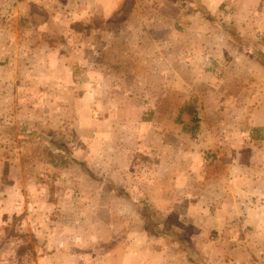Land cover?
Listing matches in <instances>:
<instances>
[{"label": "rangeland", "instance_id": "rangeland-1", "mask_svg": "<svg viewBox=\"0 0 264 264\" xmlns=\"http://www.w3.org/2000/svg\"><path fill=\"white\" fill-rule=\"evenodd\" d=\"M263 124L264 0H0V264H264Z\"/></svg>", "mask_w": 264, "mask_h": 264}, {"label": "crops", "instance_id": "crops-1", "mask_svg": "<svg viewBox=\"0 0 264 264\" xmlns=\"http://www.w3.org/2000/svg\"><path fill=\"white\" fill-rule=\"evenodd\" d=\"M263 126H264V124H263ZM259 141L264 142V136H263V139L261 137ZM241 181L246 182V180H244V179H242ZM245 182L243 183L242 186L240 185V187H237L238 192L241 193L240 194L241 197H243V198L245 197L246 199H248L247 194H250L249 190L251 189V190H253V192L251 194L252 196L257 195L258 197L264 198V170L262 171L260 168V170L257 173V179L255 181H253L252 184H250L249 186L247 184H249L250 182H247V184ZM229 190L231 192V189H229ZM224 193L226 194V191ZM231 199L232 198L227 197L226 201L229 200V202H231ZM228 204H230V203H228ZM258 204H260V203H257V205ZM257 205H255L252 208L248 207L247 211H249V213H247L246 216L243 217L244 221H243V224L240 225V227H241V231H243V229H244L243 227L245 225L244 223H250L252 226H254L253 230L259 232V237L264 238V236L262 235L264 233V227L262 226V225H264V214L263 213H262L263 215L259 214V211L256 210V209H259V208H257ZM255 207H256V209H255ZM261 208H262V206H261ZM248 217H250V218H248ZM230 220L235 221V220H238V218L230 217L228 221H230ZM236 233L238 234V232H236ZM237 234H235V235H237ZM237 239H239V241H237L236 247L233 244H231V245L227 244L231 248H228L226 252L231 257H233L234 259H236V257H238V256H240V257L244 256L246 254V250H247L246 249L247 246L245 244L246 239L244 240L242 237L241 238L239 237ZM229 243H230V241H229ZM263 249H264V247H263ZM153 253H155V250H151L150 254H153ZM236 263L240 264V263H242V261L236 260Z\"/></svg>", "mask_w": 264, "mask_h": 264}]
</instances>
